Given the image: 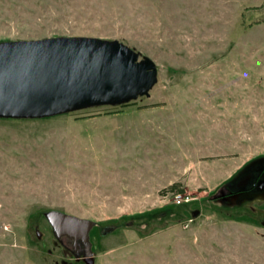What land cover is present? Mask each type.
<instances>
[{"label":"rangeland","instance_id":"rangeland-1","mask_svg":"<svg viewBox=\"0 0 264 264\" xmlns=\"http://www.w3.org/2000/svg\"><path fill=\"white\" fill-rule=\"evenodd\" d=\"M76 36L124 43L158 81L125 106L0 118V264H264V181L227 188L264 165V0H0V42ZM50 211L96 223L91 263Z\"/></svg>","mask_w":264,"mask_h":264},{"label":"water","instance_id":"water-1","mask_svg":"<svg viewBox=\"0 0 264 264\" xmlns=\"http://www.w3.org/2000/svg\"><path fill=\"white\" fill-rule=\"evenodd\" d=\"M157 81L155 62L117 40L76 36L0 42V118L42 119L117 106L148 96ZM45 218L58 240H80L91 263L89 234L95 222L59 211Z\"/></svg>","mask_w":264,"mask_h":264},{"label":"flooded vegetation","instance_id":"flooded-vegetation-1","mask_svg":"<svg viewBox=\"0 0 264 264\" xmlns=\"http://www.w3.org/2000/svg\"><path fill=\"white\" fill-rule=\"evenodd\" d=\"M259 162V161H258ZM264 181V165L262 164H251L248 166L246 173L242 175L241 177L237 178L235 181H233L231 184L228 185V190L230 195L238 194V192H245V190H255L257 189L262 182ZM237 186L243 188L248 187L239 190L237 192ZM106 228L104 231L106 232ZM60 244L64 247L65 254L67 252H70L74 259L76 260H83L87 261L86 258V246L81 243V241L74 242L73 240H70L68 238H61L59 239Z\"/></svg>","mask_w":264,"mask_h":264},{"label":"trees","instance_id":"trees-1","mask_svg":"<svg viewBox=\"0 0 264 264\" xmlns=\"http://www.w3.org/2000/svg\"><path fill=\"white\" fill-rule=\"evenodd\" d=\"M130 102H131V101H130ZM130 102H128V103H124V104H120V106L128 105Z\"/></svg>","mask_w":264,"mask_h":264},{"label":"built area","instance_id":"built-area-1","mask_svg":"<svg viewBox=\"0 0 264 264\" xmlns=\"http://www.w3.org/2000/svg\"><path fill=\"white\" fill-rule=\"evenodd\" d=\"M176 202H177V203H180V199H179V198H177Z\"/></svg>","mask_w":264,"mask_h":264}]
</instances>
